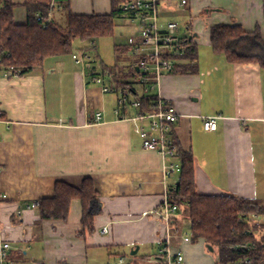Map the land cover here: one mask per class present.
Returning a JSON list of instances; mask_svg holds the SVG:
<instances>
[{
	"label": "crops",
	"instance_id": "obj_1",
	"mask_svg": "<svg viewBox=\"0 0 264 264\" xmlns=\"http://www.w3.org/2000/svg\"><path fill=\"white\" fill-rule=\"evenodd\" d=\"M69 1L73 14L110 15L114 0ZM22 9L19 24L27 21ZM159 11L162 25L183 23L179 38L197 47V72L165 74L159 90L178 110L175 138L194 155L197 193L264 202V69L230 64L212 52L210 37L214 26L224 24H239L248 33L259 29L264 37V0H189L187 7L166 0ZM201 47L213 57L202 59ZM97 56L111 75L106 82L114 81L113 68ZM134 62L122 67L127 72L129 66L127 81ZM118 99L84 79L71 55L50 59L26 76L0 71V195L6 196L0 228L18 264V254L25 264H114L136 247L137 256L145 249L147 263L156 264L167 248L174 258L184 256L182 264H217L215 250L189 237L182 213L170 225L156 214L166 187L176 186L180 175L165 180L162 157L143 149L141 124L115 112ZM205 117H217L216 131L204 129ZM89 178L98 192L90 210L93 231L83 227L80 200L72 203L67 222L43 221L39 208H31L54 197L56 183L81 188Z\"/></svg>",
	"mask_w": 264,
	"mask_h": 264
},
{
	"label": "trees",
	"instance_id": "obj_2",
	"mask_svg": "<svg viewBox=\"0 0 264 264\" xmlns=\"http://www.w3.org/2000/svg\"><path fill=\"white\" fill-rule=\"evenodd\" d=\"M23 4L13 0H0V70H16L26 76L42 68L50 59L70 56L75 51L76 42H95L97 38H111L121 18L118 0L113 1L110 15H76L71 12L69 0H25ZM26 10L25 24L16 22L17 8ZM66 15L62 25L54 18L55 10ZM53 15L50 19L49 15ZM42 19L38 21V17ZM211 47L216 55L224 56L230 64H259L264 69V37L257 29L246 32L241 25H217L211 29ZM179 55H171L174 70L171 74H195L198 52L191 41H182ZM129 47L116 46L117 63L113 68L114 82L118 87H128L130 73L128 67H119ZM134 75V71H133ZM134 91V90H133ZM155 96H142L141 111H152L155 108ZM179 161L182 166L179 183L172 193L171 203L177 205L179 213L189 223L188 234L195 242L203 240L211 250L216 251L217 264L264 263V222L260 227L251 224V218L262 217L264 220V202L243 199L236 196H213L197 193L195 180V161L192 152L179 148ZM55 195L39 202V214L43 221L67 222L70 208L75 200L83 205V227L88 232L94 230L91 205L98 200V192L91 178L83 181L81 188L65 182L55 184ZM252 246L246 250L243 246ZM134 256V258H136ZM132 260L131 264H137ZM143 264H148L143 263ZM156 264H167V254L159 255Z\"/></svg>",
	"mask_w": 264,
	"mask_h": 264
},
{
	"label": "built area",
	"instance_id": "obj_3",
	"mask_svg": "<svg viewBox=\"0 0 264 264\" xmlns=\"http://www.w3.org/2000/svg\"><path fill=\"white\" fill-rule=\"evenodd\" d=\"M55 6V0H50ZM166 0H126L120 6L122 13L120 20L126 26L137 31L136 35L129 37L128 47L130 54L134 57L135 62L132 65L134 75L129 80L131 86L118 87L114 81L109 83L106 79L111 77L103 70L101 62L93 56L97 51L96 42L88 41L87 46L75 50L71 57L83 71L84 79L87 78L91 83L100 85L104 94L118 95V108L115 112L120 119L129 121H138L141 124V137L143 139V149L155 152L162 157L165 173V180L178 174L180 175L182 166L179 161V145L175 138V123L179 119L178 110L172 103L164 100L159 94L161 78L165 74H170L174 70V60L171 55H179L182 50V41L179 38L180 25L176 22H167L162 25L160 22L159 7ZM180 5L187 7L189 0H180ZM50 19L53 15H49ZM42 16L38 17V21ZM4 71L10 77H20L21 74L16 70ZM140 89V94L137 91ZM134 90V91H133ZM155 96V108L152 111H141L142 96ZM136 111L134 116L130 115L129 110ZM102 119V113L96 115V122ZM204 129L208 132H214L218 129L217 117H205L203 119ZM177 185L165 190V201L156 214L164 221L169 223L172 216L179 212L178 206L171 203L172 193ZM6 196L0 195V203ZM31 208H39V203H33ZM251 224L260 227L264 222L262 217H253L250 219ZM1 227V222H0ZM105 228L103 233H107ZM256 233L264 235L262 228ZM170 240V236H167ZM244 249L251 250L252 246H243ZM12 244L5 239L4 233L0 228V264H18L11 258ZM167 254V264H182L184 256L177 254L174 258L169 249L165 250ZM249 260L241 261L240 264H248ZM124 264V258H120L117 263ZM264 264V263H263Z\"/></svg>",
	"mask_w": 264,
	"mask_h": 264
},
{
	"label": "rangeland",
	"instance_id": "obj_4",
	"mask_svg": "<svg viewBox=\"0 0 264 264\" xmlns=\"http://www.w3.org/2000/svg\"><path fill=\"white\" fill-rule=\"evenodd\" d=\"M13 1L15 3H19V4L25 3L24 2L25 0H13ZM55 14L59 15V17L57 19L58 22L61 23L62 25H64L66 23L65 22L66 15L63 12L58 11L57 9L55 10V13L53 14L54 18H55ZM19 15L22 17H24V15H25L24 10L20 7L17 8L15 11V17H17L18 20H20ZM179 25H180V32H181L180 36H182V34H184L186 32V26L181 22ZM116 27L117 28L115 29L114 36H112L111 38H97V40L95 41L97 51L93 52V56L98 57L97 56V53H98L99 56L101 57V60L105 63V65L108 68H114L116 66L117 55L115 54V47L116 46H126L129 42L128 41L129 37L134 36L137 33L136 30L126 26V24H124L123 21L120 19H118ZM76 43L77 44L75 45V50H78L79 48L82 49L83 47L87 46L86 45L87 43H79V42H76ZM200 52L202 53V55H201L202 59L203 58L206 59V58H208V56H210V58L213 57V53L207 47H205V48L201 47ZM132 57L133 56L128 51L126 53L125 58L122 59L121 62H119V67L122 68L124 65H127V64L130 65V63L134 60V59H132ZM127 58L128 59L130 58V59L126 60ZM178 176H179L178 174L174 175V177H178ZM186 229H188L187 225H186ZM125 253H127V257L124 258V264H131L133 259H136L138 261L137 264H143V263L147 262V259L145 257V255H146L145 249H141L139 251V255L136 258H134V256H136V255L132 256L131 251L126 250ZM17 259L19 261V264H25L26 263V262L24 263L25 258L22 256L20 257V254L17 255ZM28 259L30 260L29 261V263H30L31 257L28 256ZM31 264H33V263H31ZM148 264H155V263L149 262Z\"/></svg>",
	"mask_w": 264,
	"mask_h": 264
},
{
	"label": "water",
	"instance_id": "obj_5",
	"mask_svg": "<svg viewBox=\"0 0 264 264\" xmlns=\"http://www.w3.org/2000/svg\"><path fill=\"white\" fill-rule=\"evenodd\" d=\"M138 250H139V247H136V249H134V251H133V252H131V253H132V256H134V255L138 254V253H137V252H138Z\"/></svg>",
	"mask_w": 264,
	"mask_h": 264
}]
</instances>
